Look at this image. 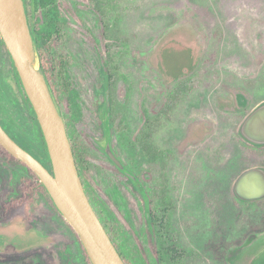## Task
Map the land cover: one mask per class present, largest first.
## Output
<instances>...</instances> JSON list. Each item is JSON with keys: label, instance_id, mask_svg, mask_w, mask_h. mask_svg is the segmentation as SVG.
<instances>
[{"label": "rangeland", "instance_id": "rangeland-1", "mask_svg": "<svg viewBox=\"0 0 264 264\" xmlns=\"http://www.w3.org/2000/svg\"><path fill=\"white\" fill-rule=\"evenodd\" d=\"M59 1L68 22L70 75L77 92L76 105L65 99L63 105L70 120L79 113L77 127L95 149H90L86 179L101 209L136 243L145 201L95 143H105L110 119L121 158L135 173L148 167L139 140L146 110L150 143L166 152L161 171L167 208L176 209L182 236L206 237L209 264H218L220 256L221 264H251L264 249V202L240 204L232 183L249 164L264 162V153L250 155L238 137L245 110L233 108V91H246L251 106L264 99V0ZM2 42L0 35L2 115L35 136L30 107ZM180 42L201 51L199 83L190 92L173 85L159 68L166 45ZM201 123L209 133L188 144L191 128ZM174 146L177 153L170 155ZM27 173L0 153V264H88L75 233L44 196L35 208L27 202L5 212L6 197L20 191Z\"/></svg>", "mask_w": 264, "mask_h": 264}, {"label": "flooded vegetation", "instance_id": "flooded-vegetation-1", "mask_svg": "<svg viewBox=\"0 0 264 264\" xmlns=\"http://www.w3.org/2000/svg\"><path fill=\"white\" fill-rule=\"evenodd\" d=\"M25 4L29 25L37 49L40 53L47 79L48 75L53 77L57 72H61L63 77L68 81L69 89L66 93L64 92L63 97L60 100V106H58L66 121V107L63 105V100L65 99L68 101L69 105H76L74 100L77 97V92L74 91L73 82L70 75V66L73 64L74 59L72 53L69 51V33L67 30L68 22L61 12L62 3L59 0H26ZM2 43H4V41ZM5 47L12 62L15 80L17 84H19L16 76L15 63L6 45ZM200 52L201 51L199 49H194L191 42H180L174 45H169L168 47L166 45V48L163 49L159 58V68L161 67L164 69L163 74L169 78L168 81L172 82L173 85L179 86L177 87L179 89L183 86L185 91L190 92L195 89L199 83L198 77L200 72H197L196 68L198 66ZM173 69L175 71L171 72ZM184 85L187 87H184ZM20 87L24 93L25 89L23 84ZM233 92L236 104H234L235 106L233 108L238 112H244L245 110V113L237 126L238 137L240 138L241 142L244 143V146L246 149H248L250 155H256L257 152L264 153V145H255L248 142L238 131L240 123L249 113V111H251L253 107H255L264 99L251 106V98L246 91L237 89ZM237 92H243L248 96V104L245 107L240 106ZM26 96L27 94L25 92L24 99H26ZM161 99L162 97H159V102L156 106V116L158 117L161 116V109L163 107L161 104ZM79 111H81V109ZM142 116L143 126L139 130V140L142 146V156L145 159L144 161L148 163V167H143L144 169L140 172L135 173L132 171L128 164L118 154L112 140V126L110 119H108V127L110 130L111 146L113 152L124 165V167L129 170V173L121 170L115 161H113V159L103 150L101 146H103L105 143H95L101 149L100 153L106 158V160H108L112 166H115L120 174L130 180L133 188L136 189L137 192L141 193L145 201V218L141 224L136 243L124 235L123 229L112 217H110L103 209H101L100 205L94 199L93 188L86 179V172L89 169L90 155H93V153L90 152V149L93 150L94 147L89 138L83 135V133L77 127L76 121H79L80 119V115L78 113V115L76 114L75 117L77 120H74V118L70 120L68 118L69 127H67V129L69 137L71 134L73 141L75 142V149L78 153V156L80 157V166L78 165L77 161L76 163L89 199L99 217H103L104 222L108 225L112 235L120 242L122 251H120L118 248L117 249L121 253L126 264H209L213 261V259L208 253L206 237L201 236L184 238L182 236L183 230L181 225L178 221H176V209H174L175 211H172V209L170 211L167 208L169 205L165 195L167 183L166 181H163L161 171L163 160L166 158V152L158 146L156 147L155 144L153 146L150 143V135L148 134L150 121L148 120V114L146 110L142 111ZM105 125V140H107L108 129L107 124ZM159 128L160 125L158 129ZM208 129L209 128L207 127L206 123L193 126L185 141L188 144H192L198 140H202L204 136L209 133ZM174 149L175 150L173 152L171 151L170 155H172L174 152L177 153V148H175V146ZM255 166L264 167V162L249 164L246 166L234 179L232 188L235 180L243 171ZM130 173L132 175H130ZM234 197L237 202L244 206L253 207L259 202H264V198L251 201H242L236 196ZM219 219L220 231L218 232V240L221 246V218ZM136 252L137 255L135 254ZM217 262L218 264H221V256Z\"/></svg>", "mask_w": 264, "mask_h": 264}, {"label": "water", "instance_id": "water-1", "mask_svg": "<svg viewBox=\"0 0 264 264\" xmlns=\"http://www.w3.org/2000/svg\"><path fill=\"white\" fill-rule=\"evenodd\" d=\"M0 34L42 128L51 167L20 145L1 122L0 143L37 174L61 214L78 233L92 264H126L86 192L65 118L54 99L29 25L25 0H0ZM237 97L241 107L248 104L245 93L237 92ZM106 124L107 140L101 147L121 170L129 173L113 152L108 120ZM238 131L248 142L264 145V100L249 111ZM232 191L242 201L264 198V167L243 171ZM251 264H264V249Z\"/></svg>", "mask_w": 264, "mask_h": 264}, {"label": "trees", "instance_id": "trees-1", "mask_svg": "<svg viewBox=\"0 0 264 264\" xmlns=\"http://www.w3.org/2000/svg\"><path fill=\"white\" fill-rule=\"evenodd\" d=\"M25 3H26V0H25ZM15 70H16L17 80H18L20 86H22V81H21L20 75H19L17 69H15ZM172 71H175V70L173 69V70H171V72ZM57 73L53 77L48 75V79H49L50 85L52 87L54 99H55L57 105L60 106V100L62 99L64 92L66 93L67 90L69 89V84H68V81L66 80V78L63 77V74L61 72L58 74ZM25 101L28 104V106L30 107L31 117H32V120L34 121V125L36 127L35 128V130H36L35 136H31L25 130L14 128V126L10 122H8L6 118L4 119V117L2 115L1 106H0V121L4 125L6 130L12 135V137L20 145H22L24 148H26L28 151H30L32 154H34L38 159H40L45 165L48 166L49 163L51 164V161H50V155L48 152V148L46 145V141H45V137H44L42 128L38 122L35 110H34L32 104H31V102L27 96H26ZM65 117L67 119L66 120L67 127H69V123H68L69 121H68L67 115ZM70 138L72 139V145L74 148L76 161H77L78 165L80 166V157L78 156V153L75 149V142L73 141L71 134H70ZM0 153L5 157V159L7 161L17 162V163L25 166L28 169V173L21 177L22 184H21L20 191L15 195L11 194V195H8L6 197V200L4 201L5 212L8 213V212L12 211L13 209L20 208L21 206H23L27 202L29 203L30 207L35 208L38 201H39V198L41 196H44L55 207V209L57 210L59 215L64 219V221L70 226L72 231L75 233V235H76V237H77V239L81 245V249L83 251V254L85 256L87 263L92 264L90 257L88 256V253H87L78 233L72 227V225L64 218V216L61 214V212L59 211V209L55 205L52 197L50 196L47 188L41 182V180L37 176V174L29 166H27L24 162H22L21 160L17 159L15 156H13L1 143H0ZM100 218H101V216H100ZM101 220H102L104 226L106 227L108 233L112 237L117 248L120 249V251H122L120 242L117 239H115V237L112 235V232L108 228V225L104 222L103 217L101 218Z\"/></svg>", "mask_w": 264, "mask_h": 264}]
</instances>
